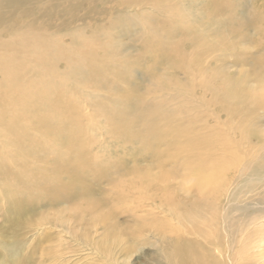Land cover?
Instances as JSON below:
<instances>
[{"label":"bare ground","instance_id":"6f19581e","mask_svg":"<svg viewBox=\"0 0 264 264\" xmlns=\"http://www.w3.org/2000/svg\"><path fill=\"white\" fill-rule=\"evenodd\" d=\"M114 1L77 0L80 6L92 2L86 11L109 14L112 21L110 28L97 22L94 32L85 35L79 30L63 32L58 26L50 27L61 11L56 3L50 7L54 0H0L6 4L3 9L0 4V13L22 8L29 16L27 22L16 24L19 31L26 28L23 34L12 21L7 31L10 38L0 24V59L7 49L3 44L26 43L21 65L8 57L0 60V94L4 95H0V108L7 97L10 104L6 106L19 105L26 110L2 114L0 170H8V174L0 178V188L8 207L5 217H13V222H6L0 230V264H64L70 253L66 238L93 250L104 264H128L144 245L162 257L158 256L155 264H164L163 259L167 264H260L262 260L258 262L253 250L262 241L255 236L264 234V6L259 8L258 0ZM37 13H42L43 22L36 18ZM133 33L139 34L137 39L145 45L148 41L143 36L151 35L152 51L147 55L155 52L154 63L165 64V72L153 74L149 83L141 80L140 96L132 106L121 109L134 114L124 135L127 144L135 145L149 163L140 165L134 160L117 166L97 159L88 165L95 179L91 183L79 174L80 147L68 146L75 154L73 159L70 154L60 158L62 146L52 143L54 137L44 140L41 132L35 133L22 120L39 115L27 122L45 123L46 117L51 118L47 126H66L61 106L59 114L52 116L43 105L46 99L34 96L36 85L46 81L47 89H59L58 96L75 98L69 83L80 73L76 61L82 55L99 62L91 74L126 71L122 64L117 65L125 61L126 53L116 48L125 50L126 41L129 47ZM82 45L95 49L86 50ZM108 58L114 59L112 69ZM250 63L256 67L253 73H246L242 67ZM51 69L54 75L49 76ZM93 106L84 108L82 117L89 118L86 112L92 113ZM242 110H248L247 117ZM71 127L75 139L76 126ZM91 127L88 129L93 130ZM117 128L122 129L114 131ZM49 129L43 132L48 138ZM103 164L115 168V173L105 176ZM124 167L128 170L123 173ZM84 196L95 200L99 196L100 209L133 203L131 233L111 222L112 217L97 215L91 200V206L80 215ZM249 204L257 208L247 221L251 214L243 219L240 215ZM59 208L53 215L34 219L43 209ZM68 213L72 217L68 218ZM162 214L182 228H168L169 222L164 226ZM185 227L191 230L185 232ZM171 232L177 237L174 246L166 248L162 242L172 238ZM247 251H253L252 256L242 261ZM28 255L34 256L31 261Z\"/></svg>","mask_w":264,"mask_h":264},{"label":"rangeland","instance_id":"374dc122","mask_svg":"<svg viewBox=\"0 0 264 264\" xmlns=\"http://www.w3.org/2000/svg\"><path fill=\"white\" fill-rule=\"evenodd\" d=\"M58 1H59V3H58ZM114 2L117 3L118 0H116ZM258 2H259L258 3L259 8L261 6H264V1L258 0ZM55 3L57 4L58 9H60L61 11L60 12H58V11L54 12L55 14L58 12V15H57V18L54 19L55 22H52V25H50L51 20H49L48 24L50 25V27L54 28V27L58 26L60 31H63V32H65L67 30L68 31L79 30L81 33H85V35H91L92 34L91 32L92 31L94 32V28H96V26L100 22H102V26H104V27H107V28L112 27V26H110V22H112V21L109 18H107L109 14L102 16V15H97L95 13L86 11L90 8V6L94 5L92 2L87 3L84 6H80V4H78L77 0L76 1L75 0H72V1L71 0H54V2L52 3V5L50 7L53 8ZM111 3L114 4L112 2V0H111ZM0 4H1L2 9L6 5L5 2H2ZM77 4H78V6H77ZM106 6L110 7L109 3ZM35 7L37 8L38 5L35 4ZM84 7H85V9H84ZM6 11H4V12L1 11V13H0V16H1L0 19L2 20L0 22V24L3 27L2 31L6 32L5 33L6 38H10V34H8L7 31L9 28H11L10 25L12 24V21L15 22L14 28H16V30L18 32H21L19 34H23L24 31L26 30V28H21V30L19 31L17 29L18 28L17 25H21L24 22H27L29 16L23 14L22 8H19L16 12H12L11 10L10 11L6 10ZM49 11H50V9H49ZM40 14H42V13H37L36 18L40 22H43L44 20L42 18V15H40ZM53 17H54V14H52V18ZM16 21H17V23H16ZM13 32H15V31H13ZM139 36H140L139 34L133 33V35L131 36V39H132L131 45L128 47V44H130V43H128L129 41H126L125 46L126 45L127 46H126L125 50H120L121 48H119V47L116 48V51L118 50V52H122V53L125 51V53H126L123 56L124 59L126 58L125 61L117 63V65L122 64L121 67H125L126 71L125 70L118 71V70H110L109 69L105 73L101 72V73L91 74V73H89L90 70H92L95 67V65L98 64L99 62L84 58L87 55L80 56V61H76L77 62V68H78L80 73H79V75H76L75 77H73L72 82L69 83L70 85L73 86L72 93L74 95H76L75 98L69 99L68 98L69 95H67V94H64V96H62V97L58 96L56 94V92H60L59 89L57 87H54L53 89H47V87H46L47 82L46 81H42L36 85V89H37L38 93H35L34 96H36V94H38L39 97L43 96L46 99V102L43 105L45 108L47 107L45 110H47V112H50V114L52 116H53L54 112L57 115L59 114V112H60L59 107L61 106L62 107L61 111H63V118H64V122H65L66 126H64L65 124L62 125V126H64L63 128H56V127L47 126L48 125L47 122L51 118L47 119L46 117H45V121H47V122H45V123H42L41 120H36V122H34V124L27 122V121H30V122L33 121V120H29L31 117H33L34 119L39 118V115H35V116L30 115L31 117L28 120H22L23 122H25L26 127L36 131L35 133L38 134L39 132H41V137L43 138V136H45L44 140L45 139H51L54 137V141L52 143L55 142L56 146H60V147L62 146V148L60 149V153H59L60 158L64 157L65 155L67 157V154H70V157H72V159H73L75 157L74 156L75 154L72 152L73 150L70 149L69 147H72L75 144H76L75 145L76 147H80V152H79V155H80V157H79L80 173L79 174H81V176H82V178H84V180L89 181L91 183L95 179H92V177H91L92 173L90 171H93V170H92V168L88 167V165L91 166L92 163L96 162L97 159H99L103 163L111 162L113 165H115V163H116L117 166L120 164V162L122 163V165H126V164L129 165L134 160H138V163L140 165H145V164L149 163V160L146 157H142V153L138 152L139 150H137L136 148H133L135 145L131 146L129 143L127 144V141L124 138L125 137L124 135L128 134L129 118H132L134 116V114L133 113L129 114V112L124 113V110L121 111V109H124L126 107V105L132 106V103L135 100H137L136 97L140 96L141 93L139 92V90L142 91L143 88H140L139 85H142V84L144 85V82H142V81L145 80V82L147 83L148 82L147 80H149L153 74L165 72V64L154 63V61H156V60L153 61L151 59L152 57H154L153 54L155 52L153 54H151L150 56L147 55L150 51H152L151 50L152 46L150 45V41L148 40L149 37H152V36L151 35H144L143 36L148 41L147 45H145V42L142 43L140 40L137 39ZM22 38H23V36L21 37V39ZM3 40H5L4 37H3ZM69 41H70V39H68V43H69ZM151 42H154V41H151ZM24 44H26L25 41H22V43L16 42V43H14V45L12 43L9 45L6 43L3 44V46H5L7 49L3 53V55H5V57H2V59L8 57L10 60L16 61L18 65H21V55H22ZM83 47L86 48V50H89V48L91 50L95 49V47H88V45H87V47L86 46H83ZM159 47L160 46H158V48ZM103 48H106V47H103ZM252 51L253 50H251V52ZM36 58L38 61L39 57L36 56ZM2 59H0V60H2ZM113 60L114 59H112V58H108V61L111 64V66H110L111 69L113 68V65H112ZM17 64H15V65H17ZM26 64L33 65L31 63H26ZM203 64H204V61L201 63H198L199 66L203 65ZM254 66L256 67V65H254ZM254 66H253V64H251V65L247 64V66H244L242 68L244 69V71L246 73L248 71H251L253 73ZM54 67L56 68V66H54ZM80 67L82 68L81 70H80ZM121 67H119V68H121ZM51 71H52V69L47 72V75H49V76L54 75L53 71L52 72ZM29 75H30V73H29ZM47 75H46V77H47ZM50 79H52V78L50 77ZM137 93H138V95H136ZM0 95H2V97H4L3 94H0ZM3 99L5 100L6 104L0 108V113H1L0 131L2 130V126H3L2 124L4 121V117H5L2 114H8L9 111H11V110L14 112L26 111L25 109H23V106H21V107H18L19 105L14 106V107L6 106V105L10 104L9 99L7 97L3 98ZM71 101L74 103V105L71 103ZM85 104H86V106H85ZM89 104L94 105L91 108L92 113L86 112V114L89 118L82 117V112H83L84 108L88 107ZM76 105L80 108H77ZM78 109L80 110V116L77 115ZM247 111L248 110H246V111L242 110L244 117L248 116V115H245L247 113ZM251 112L253 114L255 113L254 110H252ZM252 113L249 112V115H252ZM184 115L185 114H182V117H185L188 114H186L185 116ZM90 116H93L94 118H91ZM19 123H21V122H19ZM27 124H29V126ZM49 124L53 125L52 122H50ZM71 124H74L76 126L77 133L75 132V135H76L75 139H73L74 138L72 136L73 134H71L72 132H70L71 131L70 128H72ZM91 125L93 127H91ZM138 126H140V125L138 124ZM48 127L50 128L48 130V132L51 133L50 138H48L47 135H43V132L45 134L46 128H48ZM88 127H91L93 130L88 129ZM116 127H119L122 129L117 128L114 131V129ZM8 129H9V127H8ZM100 129H104L105 131L101 132ZM18 132L19 133L22 132V127L18 128ZM117 133L119 134V136H117ZM115 136L117 138H115ZM12 137H14L16 139L19 138L17 135H13ZM103 138H105L106 140H104ZM87 147H89V149H85ZM132 149H133V151H132ZM61 153H63V154H61ZM128 153L129 154L132 153V154L128 155ZM54 154H57V151H55ZM36 155L39 156V153ZM28 156H32V155L30 154ZM28 156H25V157H28ZM95 156H99V158H96ZM47 157L50 158L51 156L47 155ZM103 165H104V170H105L104 171L105 176H106V174H108L109 176H112L115 173V168H112L109 165H105V164H103ZM86 167H88V168H86ZM84 170L86 172H84ZM126 170H128V169L124 167V168H122L121 172L124 173V172H126ZM77 171L78 170H76L74 173H76ZM7 174H8V170H6V171L0 170V178L3 175H7ZM96 190L98 191V189H96ZM96 196H94V197L96 198ZM84 197L85 198L81 199L80 215L85 214V207L91 206L89 204V202L91 200V201L95 202V204L97 206V208H96V209H98L97 210L98 212L96 213L97 215H99L101 218H103L104 216L112 217L111 222L120 223L124 228H127L128 233H131V229H133L134 218L132 215L133 208H130V207H133L132 206L133 203L128 205V206L126 204H121V205H117V206L115 205V206H113V208L107 207V208L100 209V207H102V205H101V203L98 202V200L100 199V198H98L99 196L96 198L97 200H95L94 198H91L92 196H89V197L84 196ZM86 204H87V206H86ZM249 205H251V206H249V207L247 205L244 206V207L247 206L248 209L244 210L242 212V214L240 215V216H242V219H243L248 214H251L250 218L245 219L247 221L251 220L253 218V215L255 216V213H256L255 209L257 208L255 206L252 207V204H249ZM83 208H84V210H83ZM7 209H8V207L6 205L5 199H3V197H2V189L0 188V230L4 227L6 222H13L12 221L13 217H10V216L8 218L5 217ZM60 209L61 208L55 209L53 211L52 210L47 211V209H43V210L39 211L40 214L34 216L35 217L34 219H37L36 221H38L41 216L53 215L56 212H58ZM128 210H129V213H125V212H128ZM86 211H87V213L89 212V210H86ZM122 214H123V216H122ZM66 215L68 216V218L72 217V214H70V213H68ZM160 217H161V220H163L162 222H163L164 226H165L166 222H169L168 228H170V227H172V228L179 227V229L182 228V226L176 225L175 222L170 220V218L165 217L164 214L160 215ZM239 219H241V217ZM84 222H88V220H85ZM98 222H101V221L99 220ZM105 222H107V220H105ZM134 222H135V220H134ZM258 222H263V221L260 220ZM168 228H166L165 230L163 229V230L166 232V231H168ZM189 229H190V227H185L184 231L185 232L190 231L191 229L190 230ZM35 233H38V232H35ZM181 233L182 232H180L179 235H181ZM37 236H38V234H37ZM169 236L170 237L172 236V238H170V239L166 238V240H164V241L160 240L161 242L163 241L162 242L163 246L166 248H170V247L172 248L174 246V239L177 237L176 235H173L172 232L169 234ZM263 236H264V234H263V232H261V233H258L255 237H256V239L259 238L258 241L259 240L264 241ZM147 238L152 240V243H154L156 240L155 238H153V236L152 237L148 236ZM65 241H66L65 243L67 244V248H68L67 250L70 253L68 252L69 254L66 257V261L64 264H99V262L101 264H104L105 260L97 257L94 254L95 252L93 250H89V248H85L83 245H81L79 243L77 244L75 241L69 240V238H66ZM262 241H259V246L263 248L264 243H260ZM158 244H160V243H158ZM260 244H262V245H260ZM260 247H258V249H255L253 251H255L254 253L255 254L257 253L256 255H258V257H257L258 262H260L262 260L260 262V264H264L263 263L264 257L262 256V252H264V248L260 249ZM142 248L140 250H137L136 253L129 258L128 264H132V263L133 264H155L156 261H158L159 255H157V253H155L154 248H152L151 246H147V245L142 246ZM139 251H140V253H139ZM253 251L245 252L244 256L242 257V261H247L248 260L247 258L252 256L251 252H253ZM0 255H1L0 258H2L3 252L1 249H0ZM28 256H29V258L34 257L31 255H28ZM159 257H161V256H159ZM29 260L31 261V258ZM161 261H163L164 264H167L164 259Z\"/></svg>","mask_w":264,"mask_h":264}]
</instances>
